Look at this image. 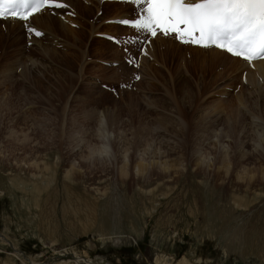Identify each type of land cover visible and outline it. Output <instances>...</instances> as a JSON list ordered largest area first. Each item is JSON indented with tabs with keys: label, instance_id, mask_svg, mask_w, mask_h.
Masks as SVG:
<instances>
[{
	"label": "rangeland",
	"instance_id": "374dc122",
	"mask_svg": "<svg viewBox=\"0 0 264 264\" xmlns=\"http://www.w3.org/2000/svg\"><path fill=\"white\" fill-rule=\"evenodd\" d=\"M91 1L90 13L70 17L77 26L61 19L70 42H82L72 68L29 35L19 45H0V264H76L78 257L106 264H264V152L250 140L252 152L226 173L212 146L224 126L232 133L222 139L223 151L233 153L228 145L241 133L240 122L254 125L256 113L241 100L245 87H255L251 66L222 76L207 52L166 37L150 39L141 67L128 65L124 47L99 33L135 35L108 22L132 6ZM43 37L55 47L57 38ZM58 41L59 51L78 54ZM129 79L136 80L133 89H121ZM61 80L71 86L56 88ZM103 113L116 142L135 148L126 175L105 154L96 163L76 154H84L86 140L100 144ZM149 140L164 155L154 154ZM142 154L148 170L138 172ZM156 157L173 165L164 169Z\"/></svg>",
	"mask_w": 264,
	"mask_h": 264
},
{
	"label": "bare ground",
	"instance_id": "6f19581e",
	"mask_svg": "<svg viewBox=\"0 0 264 264\" xmlns=\"http://www.w3.org/2000/svg\"><path fill=\"white\" fill-rule=\"evenodd\" d=\"M64 1H66L67 3L70 4V6H73L75 8V10L77 11L76 16H78L79 14L80 15H85V12L90 13L92 9H91V7L89 5H90V3H93L94 2V1H91V0H64ZM81 3L83 4V6L81 5ZM112 3L120 4L121 6L124 5V7L129 6V5L132 6V4L122 3V2H115V1H113ZM49 12H50L49 10H45V11H42L41 13L34 14L29 19V21L31 22L30 25L36 26L38 29H41L43 31L44 35L47 34L48 37H50V38H53V39L57 38V42H59L58 40H60V42L63 43L62 44V47L63 48H65L64 47L65 45L68 46V44H70L69 46H71L74 51H78V54L77 55H75L76 52L74 54H71V52H68V51H61V50L59 51V49L56 46L57 42L54 43L55 44V47L54 46L48 47L49 44H44L42 42V39H44V37H43L44 35L41 36V37H38V38L35 37V36H33L30 32H26L24 30V26H23L24 25V22L23 21H17V20H13V19L0 20V45L7 46L9 43L10 44L8 46H14L15 43L17 45H19V43H21V40L24 39L26 37V35H29V37L27 38L28 41L31 40L32 42H35V44L37 43L40 46L41 50L44 53H46L48 56H50L52 59L57 60L59 63H62V65H64L65 67L72 68L74 65H77L78 64V58L82 55V52H80V49H79V46H78L79 43H82V42H81V40L76 41L77 43L74 40H71V42H70V38H69V36H70V30H71L70 27L67 24H65V22L62 21L61 18L58 17V15L52 16V15L48 14ZM34 19L35 20H38V22H39L40 25H34L32 23L34 21ZM68 21H70L71 23L72 22H77V23L80 22L78 20H75V19L73 20L71 18ZM119 27H122V26H119ZM84 34H82L80 37L81 38H82V36L84 37ZM161 38H164V37L161 36V35H158L156 39H159L160 40ZM179 44L180 43H178V45ZM180 45H182V44H180ZM190 47L194 48L195 51H199V52L201 51L202 53L203 52L204 53L207 52L211 56V58H212V59H208L209 64H210V67L211 68H214V70L216 72L218 71L222 76L228 74L229 72H231L232 74L235 73V72H239L240 71V69H239L240 65L241 66H247L248 65L244 61H242V60H240L238 58L232 57V56L228 55L227 53H225L223 51H220V50H217L215 48H201V47L193 46V45H190ZM14 49H16V47ZM8 51H9V49L6 52H8ZM116 52H117V49H116ZM194 53H197V52H194ZM194 53H192L191 55H194V57H195V54ZM28 55H29L30 59L33 57V54L32 53L31 54H28ZM198 55L200 56V55H203V54H198ZM198 55H196V56H198ZM201 57H203V59L206 58L205 56H201ZM204 63H206V62H204ZM217 63H219L220 65L215 67V65ZM248 66H250V65H248ZM246 71L249 73V75L255 74V76L257 77V78H250V77H248V79L251 81L250 85L253 84L255 87H254V90L253 91H251V89L249 87H245V89L248 90L249 92L248 93H244L243 94L244 97L242 96V98H241V100L244 103H246L245 106H248V108L252 109V111L256 113V120L254 122V125H252V128H251V126L247 128L246 125L244 124L245 122L243 120H242L243 122H240V124H239L240 129L238 130V133H240V132L241 133L240 134L235 133L233 135L231 141H230V144L228 145L230 147L231 146H234L235 147V149L232 148V149H234V150H232L233 153L228 152V151H223V140L222 139L225 136H227V135H231V133H232V132L230 133L224 126H220L219 127V130L217 128V131L219 133L216 135L217 136L216 142H218V143L212 144V146H214V149L215 150H218V155L217 156H219V159L221 160L222 166H223V168H225V172L226 173H229L233 169L234 161L236 163L239 162V161H240L239 163H242L244 161H242L241 159L244 158L245 156H247L249 153L252 152L250 148H247V146L248 147L249 146H252V145H249L248 144V142L250 140H252L251 142L253 143V147L255 148V150L258 153L261 154L262 152H264V95L262 94V93H264L263 92L264 91V60L253 63V67L252 68L251 67L246 68ZM63 77L65 79H67V78L70 79V84L74 83L73 78L70 77V76H68L67 72H65V74L63 75ZM64 80L57 81L56 82V88H57V86H58V88H63V89L65 87L68 88V86L70 84H67V86H66ZM261 80L263 81V83H259ZM47 90H49V88H47ZM57 91L58 90H54L53 91V89H52L49 92H50L51 95L54 96V94H56ZM254 91L257 92L256 95L253 94ZM254 97H255V101L256 102L254 101L255 103H253V104L249 103L248 101L250 99H252V98L254 99ZM180 114H181V112H180ZM99 117H100L99 131L102 133V135L99 136L100 138L102 137L101 140H99L100 141V144H98V143H96L97 145L95 143L92 144L88 140H86L84 143H85V147H87V148H86V151L84 152V154L83 153H79L80 151L77 152L76 154H78V155L81 154V156H80L79 159H81V160H87V159H89V161L91 163H94V162L96 163V161L99 160L96 157V155L101 156V155L105 154L106 156H104V157L109 158L110 160L113 159V161L116 164L117 163H121L120 164V167H119V169L121 171V174L122 175H124V174L126 175L129 172V169L132 167L131 164H132V158L134 156L135 148L132 147L131 145L130 146H124V144L121 141H117L116 142V138H115L116 136H113L114 134H116L115 133V129L107 121V115H106V113L101 114V116H99ZM167 120H168V118H167ZM238 120H240V119H238ZM251 122H253V121H251ZM238 123H239V121H238ZM146 128H148V127L146 126ZM215 129H214V131H216ZM244 130H245V132H249V133H247L248 135H245ZM72 132H71V135H72ZM73 134H74V132H73ZM24 135L26 137L28 136L27 133H25ZM79 135L80 134H78V136ZM88 136H89V134H88ZM146 140H148V139L146 138ZM152 143H153V141H150L149 140L148 145H149V147H153V149H155V150H153L154 154L155 153H158V152H160L161 154H163L165 152V150L161 151V148L158 147V146H157L158 148H155V146H153ZM137 144H139V143H137ZM217 144H219V146H217ZM130 147H132V148H130ZM142 153H143V151H142ZM143 154H142V156H140L141 157V160L138 163L135 164L136 168L138 169V172H144V170H148L147 169V165H146L147 163L145 164V163L141 162V161L147 160L144 157ZM236 156H239V159L238 160H235ZM156 158H158L160 160V157H156ZM158 159L157 160L155 159L156 160V163H160L159 165L162 166L164 169L165 168H169L170 167L169 165H173V164H168L167 160H164V161L163 160H160L159 161ZM34 164H36V163L34 162ZM148 164H151V163H148ZM73 165H72L71 169L67 171L68 174H71L72 170L74 169V166L75 165L74 166ZM36 166H38V164H36L35 167ZM45 167H47V166L45 165ZM83 259H84V264H106L101 258H93L92 259V258H88V257H83V258L78 257L76 259V264H82L81 263V260H83Z\"/></svg>",
	"mask_w": 264,
	"mask_h": 264
},
{
	"label": "snow or ice",
	"instance_id": "6c2138e0",
	"mask_svg": "<svg viewBox=\"0 0 264 264\" xmlns=\"http://www.w3.org/2000/svg\"><path fill=\"white\" fill-rule=\"evenodd\" d=\"M120 2L132 4L138 11L134 18H121L116 22L136 33H144L146 39L158 34L166 37L171 35L183 44L201 48L214 47L250 66L254 61L264 60V0ZM68 7L64 0H0V20L27 22L34 14L42 11ZM28 31L36 37L44 35L31 26ZM128 62L133 63L132 60Z\"/></svg>",
	"mask_w": 264,
	"mask_h": 264
}]
</instances>
